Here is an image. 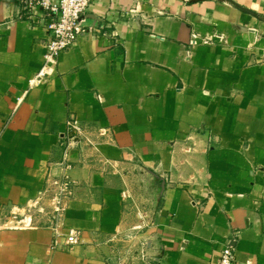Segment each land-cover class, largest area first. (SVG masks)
<instances>
[{
    "label": "crops",
    "instance_id": "1",
    "mask_svg": "<svg viewBox=\"0 0 264 264\" xmlns=\"http://www.w3.org/2000/svg\"><path fill=\"white\" fill-rule=\"evenodd\" d=\"M44 36L0 0V264H264V0H92L29 86ZM69 118L68 248L28 206Z\"/></svg>",
    "mask_w": 264,
    "mask_h": 264
},
{
    "label": "built area",
    "instance_id": "2",
    "mask_svg": "<svg viewBox=\"0 0 264 264\" xmlns=\"http://www.w3.org/2000/svg\"><path fill=\"white\" fill-rule=\"evenodd\" d=\"M92 0H22L24 15L31 24L41 25L45 29V36L41 41L43 47L42 61L38 69L29 78L28 85L43 82L51 73L61 51L68 49L81 31L83 14L87 11ZM113 21L120 18H134L139 10L136 3L129 7H116ZM78 141L85 145H92L93 141L86 137L78 121L69 118L65 122L64 131L59 135L57 156L51 161L52 167L60 170L59 174L49 175L37 198L28 206L29 212L42 218V223L49 225L55 237L65 236L64 247H71L81 243L82 231L74 227H66L62 223L66 201L73 195L76 181L66 170L71 167L69 151ZM48 202V203H47ZM140 227L136 224L134 228ZM59 246L56 238L51 247ZM234 247L225 243L218 255L216 264H232L234 261ZM247 264V263H246Z\"/></svg>",
    "mask_w": 264,
    "mask_h": 264
},
{
    "label": "rangeland",
    "instance_id": "3",
    "mask_svg": "<svg viewBox=\"0 0 264 264\" xmlns=\"http://www.w3.org/2000/svg\"><path fill=\"white\" fill-rule=\"evenodd\" d=\"M141 219H139L138 221H140Z\"/></svg>",
    "mask_w": 264,
    "mask_h": 264
}]
</instances>
